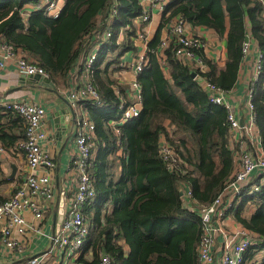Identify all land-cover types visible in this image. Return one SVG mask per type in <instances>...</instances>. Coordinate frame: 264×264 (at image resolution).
I'll list each match as a JSON object with an SVG mask.
<instances>
[{"label":"trees","instance_id":"1","mask_svg":"<svg viewBox=\"0 0 264 264\" xmlns=\"http://www.w3.org/2000/svg\"><path fill=\"white\" fill-rule=\"evenodd\" d=\"M39 3L40 0H0V41L27 53L45 69L54 83L58 80L68 83L84 49L90 47L88 37L99 28V17L106 20L113 4L118 11L111 24L114 37L108 43L112 53L100 55L93 75V85L102 95L106 107L89 106L96 124V161L92 179L97 192L96 203L104 202L93 210L94 213L88 209L94 229L86 247L91 251L92 259L81 256L75 263L98 264L100 255L106 254L112 264H199L202 221L199 213L185 206L181 185L186 183L191 188L199 206H209L233 176L234 159L229 148L227 111L210 103L208 93L192 73L226 91L235 87L242 63V47L248 35L264 54L262 1L175 0L168 7L170 15H163L164 23L174 17H183L194 27L212 29L220 36L227 34L226 67L218 70L200 51L198 54L204 58L208 70L192 69L174 58L172 44L165 51L168 79L159 61L161 37L157 33L148 43L149 65L138 78L143 95L142 121L133 128L120 127L119 140L124 151H129L130 158L123 163L120 161L123 171L118 180L115 175L119 147L117 136L109 125L119 115V99L113 89L116 81L111 75L118 68L111 70L110 75L108 70L112 65L120 64L123 54L136 51L134 42L138 26L135 20L143 12L141 0H65L57 19L44 10L27 19L22 16L26 5ZM127 27V39L120 44L118 36ZM253 103L264 149V63ZM165 120L175 127L172 132L164 126ZM24 129L23 119L0 110V145L5 150L16 151L24 138ZM183 134L189 135L190 140L182 138ZM163 136L188 166L182 165L185 175L170 172L160 156ZM214 154L219 156L218 162ZM8 182L0 159V186ZM3 201L5 199L0 196V203ZM110 201L115 207L108 212L106 206ZM251 205L257 212L248 217L244 210ZM234 214L238 223L259 236L258 244L250 247L245 264H250L260 254L263 256L260 264H264V190L245 198ZM192 219L194 224L186 226ZM125 245L130 248L128 253Z\"/></svg>","mask_w":264,"mask_h":264},{"label":"built area","instance_id":"2","mask_svg":"<svg viewBox=\"0 0 264 264\" xmlns=\"http://www.w3.org/2000/svg\"><path fill=\"white\" fill-rule=\"evenodd\" d=\"M174 1L141 0L143 12L136 18L135 24L138 26L137 40L144 42L146 50L138 54L133 62H121L115 68L119 71H131L139 76L148 67V43L144 28L150 24L156 13L169 17L168 7ZM261 1L264 5V0ZM64 5L65 0H40L36 12L44 10L50 17L57 19ZM117 13L116 5L113 4L106 20L99 17V28L88 37L90 47L84 49L76 68L69 75L66 93L76 114L77 128L65 172L64 187L60 193L65 202V211L50 235L44 232L43 222L56 201L57 188L53 179L56 163L46 145L54 144L56 138L48 129L47 109L36 100H10L0 97V110L4 114L14 113L19 116L26 128L24 138L16 146V151L24 154L27 163L22 185L9 199L0 203V251H5L8 255H21V264H74L84 252V246L93 232V223L87 210L97 199L92 179L96 161V124L89 113V106L106 107L102 95L93 85V75L100 55L109 56L112 53L108 43L114 37L111 24ZM174 20L170 25V35L161 40L162 67L167 71L165 51L173 44L174 58L177 61L192 69L206 72L207 64L198 54L201 51L206 59L205 37L194 34L191 28L196 27L183 17H175ZM248 37L249 40H246L242 47L241 66L246 65L248 57L253 55V72L246 83V102L242 107L243 125L228 100L232 89L223 90L206 78L196 75L198 82L203 81L206 84L210 103L227 111L229 141H234L233 148L229 142V148L237 167L236 172L209 206H199L193 199L191 188L186 183L181 185L185 206L199 213L202 221L203 235L198 246L199 264H245L250 247L259 242L258 234L245 227L231 230L225 223L245 198L264 190V152L257 157L253 154V150H258V145L262 143L256 124L253 98L260 79L264 54L251 36ZM10 64H14L21 77L39 75L50 78L45 69L28 55L1 40L0 72L6 70ZM130 87L129 99L125 100L118 85L113 86L119 99V115L111 120L109 125L117 137L121 134L118 127L139 118L142 111L143 95L138 80L132 82ZM117 143L118 146L121 145L120 140ZM159 154L170 172L186 174L180 154L165 137L161 138ZM184 166L188 168L185 163ZM26 213L32 215L31 222L26 218ZM34 235L45 236L49 240L48 247L39 254L32 253L28 242ZM98 264H112V259L106 254H101Z\"/></svg>","mask_w":264,"mask_h":264},{"label":"crops","instance_id":"3","mask_svg":"<svg viewBox=\"0 0 264 264\" xmlns=\"http://www.w3.org/2000/svg\"><path fill=\"white\" fill-rule=\"evenodd\" d=\"M38 5H26L24 7V13L22 12V16L27 19L30 15L36 12ZM28 14V16H26ZM31 17V16H30ZM175 18V17H174ZM172 18L168 22H163V15L160 13H156L150 22L144 29L145 34L147 36V43H149L153 38L157 35V33H160L161 40L167 38L170 35V25L175 20ZM100 22L98 19L97 24ZM137 26V25H136ZM194 34H200L205 37V41L207 44V55L206 59L210 61L211 63L215 64L218 68V70L225 69L226 63L228 60V49H227V34L224 36L218 35L214 30L202 28V27H196L195 29H192ZM127 39V33L126 30L122 31L118 36V41L120 44H122ZM89 41V38L87 39ZM134 47L136 48V51H128L125 54L121 56L122 62H133L138 54L143 53L146 48L143 41H139L136 39L134 42ZM255 47V46H254ZM253 47V53L255 52V48ZM19 52L23 53L24 55H27L24 51L19 49ZM113 55V57H115ZM252 59L253 55L248 57V60L246 62V65L242 64L239 73H238V79L236 82L235 87L232 89L231 96L228 98L229 102L234 106L236 112L240 116V120L242 122L243 120V112L242 107L244 103L246 102V83L247 80L251 77L253 69H252ZM160 61V58H159ZM119 65V64H117ZM117 65H112L110 69L108 70V75L111 74V70L115 69ZM104 67V66H103ZM102 67V68H103ZM166 75V78H170L169 72L166 70L163 71ZM112 78L116 81V85H118L122 98L125 100L129 99V92L131 91V84L135 80H138L139 76L135 75L131 71H119L112 72ZM145 75H148L146 73ZM21 76L16 70V67L14 64H10L9 67L0 72V97L7 98L10 100H36L43 104L48 113V120L47 125L48 129L52 134L55 136L56 141L54 144H48L46 145V148L50 151L52 157L54 158V161L56 163V169L53 173V179L54 184L57 188V196L55 203L51 206V210L49 214L47 215L45 221L43 222V229L44 232L47 235H50L53 230L55 229L56 224H58V221L61 219V217L64 214L65 211V202L60 197V193L63 190L64 187V180H65V172L67 169L68 161H69V155L73 149V141L75 138V132H76V118H75V111L71 108L70 102L67 95V89L69 86V83H65L64 81H57V83L52 82L55 85L54 90H47L42 88L41 85H27L21 83ZM200 83V82H199ZM201 86L203 87L204 91L208 93L206 84L201 81ZM71 108L69 110V113L67 112V108ZM90 113V112H89ZM142 119L139 116V118L123 125L124 127H130L133 128L141 123ZM25 124V123H24ZM164 126L167 128L168 132H172L175 128L174 126H171L170 121H164ZM121 126H119V130ZM25 130V129H24ZM15 133H18V131H14ZM21 132V130H20ZM23 132V130H22ZM115 133V132H114ZM121 135V134H120ZM22 136H24V133H22ZM119 137H117V141L119 140ZM164 137V136H163ZM182 138H186V140H190L189 135L183 134L181 135ZM121 142V141H120ZM161 142V140H160ZM230 147L233 148L234 141L230 139ZM117 143V142H116ZM118 146V143H117ZM119 149L117 153H119V156L117 157V163H118V170L117 174L115 175L116 180L120 179L121 173L123 171V165L122 163L125 161H128L129 151H124V148L122 147V144L118 146ZM258 150L254 149L253 154L255 157L262 154L264 152L262 143L258 145ZM121 150V151H120ZM214 159L218 162L219 156L214 154ZM0 159L2 161V171L3 175L6 179L9 180L8 183L2 184L0 186V196L4 198L5 200L9 199L13 193L21 187L22 178L24 179L25 172H26V159L24 154L21 151H8L5 150L0 145ZM122 163H121V162ZM234 161V160H233ZM13 166L17 168V173L15 177L11 178V175L13 173ZM237 167H235L234 163V171L236 172ZM93 173V171H92ZM104 202V200H101V203H96V201L88 208L90 210H96L101 206V204ZM115 207V203H112L110 201L106 206V211L111 212L113 208ZM257 212V208H255L253 205L247 206L246 210H244V213L246 216L250 217L254 215V213ZM87 213L90 217V213L87 210ZM94 213V211H93ZM26 218L29 222H31L32 215L30 213H26ZM91 220V218H90ZM92 221V220H91ZM181 220H178V222ZM194 220L188 221V224L186 226L191 227L194 224ZM226 226L227 228L231 230H237L242 229L244 226L240 223H238L235 219V214H232L227 220H226ZM255 237H258L255 235ZM31 251L33 254H39L43 250H45L48 247L49 240L45 236H36L28 239ZM87 244L84 246V252L81 256H85L87 259H92V253L89 249H87ZM125 252L128 253L130 251V248L125 245L124 246ZM80 256V257H81ZM23 258L21 255H11L5 251H0V264H21ZM76 264V263H74Z\"/></svg>","mask_w":264,"mask_h":264},{"label":"water","instance_id":"4","mask_svg":"<svg viewBox=\"0 0 264 264\" xmlns=\"http://www.w3.org/2000/svg\"><path fill=\"white\" fill-rule=\"evenodd\" d=\"M247 40H249V37H247ZM192 76L193 78L196 77V74L195 73H192ZM21 83L22 84H27V85H41L42 88L44 89H47V90H54L55 89V85L54 83L52 82V80L50 78H44V77H41L39 75L37 76H29V77H25V76H22L21 78ZM71 106V105H70ZM72 108V107H71ZM71 108H67V112L69 113V110H71ZM242 125H243V121H242ZM13 168V173L11 175V178L15 177L16 173H17V168L15 166L12 167ZM183 194V193H181Z\"/></svg>","mask_w":264,"mask_h":264},{"label":"rangeland","instance_id":"5","mask_svg":"<svg viewBox=\"0 0 264 264\" xmlns=\"http://www.w3.org/2000/svg\"><path fill=\"white\" fill-rule=\"evenodd\" d=\"M262 260H263V256L262 254H260V255L255 256L250 264H260Z\"/></svg>","mask_w":264,"mask_h":264}]
</instances>
